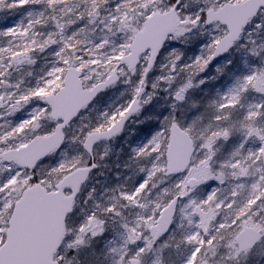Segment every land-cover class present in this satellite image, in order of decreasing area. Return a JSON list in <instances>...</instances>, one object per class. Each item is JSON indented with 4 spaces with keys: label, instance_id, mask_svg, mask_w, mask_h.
Returning <instances> with one entry per match:
<instances>
[{
    "label": "snow or ice",
    "instance_id": "snow-or-ice-1",
    "mask_svg": "<svg viewBox=\"0 0 264 264\" xmlns=\"http://www.w3.org/2000/svg\"><path fill=\"white\" fill-rule=\"evenodd\" d=\"M0 21V264H264V0Z\"/></svg>",
    "mask_w": 264,
    "mask_h": 264
},
{
    "label": "trees",
    "instance_id": "trees-1",
    "mask_svg": "<svg viewBox=\"0 0 264 264\" xmlns=\"http://www.w3.org/2000/svg\"><path fill=\"white\" fill-rule=\"evenodd\" d=\"M11 21H8V23H10ZM4 21H0V27H3L4 26Z\"/></svg>",
    "mask_w": 264,
    "mask_h": 264
}]
</instances>
